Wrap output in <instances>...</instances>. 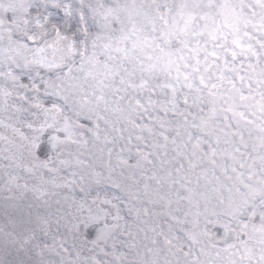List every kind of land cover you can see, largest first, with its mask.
I'll list each match as a JSON object with an SVG mask.
<instances>
[{"label":"snow or ice","instance_id":"obj_1","mask_svg":"<svg viewBox=\"0 0 264 264\" xmlns=\"http://www.w3.org/2000/svg\"><path fill=\"white\" fill-rule=\"evenodd\" d=\"M0 264H264V0H0Z\"/></svg>","mask_w":264,"mask_h":264}]
</instances>
